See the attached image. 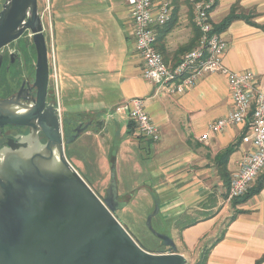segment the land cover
<instances>
[{
	"label": "crops",
	"instance_id": "obj_1",
	"mask_svg": "<svg viewBox=\"0 0 264 264\" xmlns=\"http://www.w3.org/2000/svg\"><path fill=\"white\" fill-rule=\"evenodd\" d=\"M160 2L153 0L155 6ZM233 5L253 13L254 25L236 20L220 33L228 43L224 63L233 71H251L264 93V0H218L211 12L214 27ZM39 8L49 47L51 85L62 118L92 122L87 131L100 135L118 124L130 137L142 138L134 132L128 111H117L125 102L141 99L159 127V142L139 144L147 170L139 192L149 195L153 209L159 206L152 224L177 229L180 216L206 213L210 209L203 204L212 199L215 216L182 231L185 253L181 254H190L195 264L203 248L212 246L207 264H264V180L262 190L246 202L235 204L229 195L223 197L225 177L236 175L252 151V145L243 141L250 119L209 133L208 140L201 141L209 126L233 109L227 79L205 74L181 95H170L159 84L147 82L128 0H39ZM169 23L172 28L165 36L159 38L162 29H158L155 47L172 65L196 47L193 5L173 0ZM232 146V154L222 164L220 155Z\"/></svg>",
	"mask_w": 264,
	"mask_h": 264
},
{
	"label": "water",
	"instance_id": "obj_2",
	"mask_svg": "<svg viewBox=\"0 0 264 264\" xmlns=\"http://www.w3.org/2000/svg\"><path fill=\"white\" fill-rule=\"evenodd\" d=\"M38 7L39 0H5L0 11V68L2 50L26 32L36 52L34 98L23 85L0 100V131L6 126L30 131L0 148V264H188L173 239L154 229L158 205L147 224L169 253L144 249L117 219L122 204L114 167L101 199L65 157V146L92 122L79 124L64 139L58 104L47 103L49 47Z\"/></svg>",
	"mask_w": 264,
	"mask_h": 264
},
{
	"label": "built area",
	"instance_id": "obj_3",
	"mask_svg": "<svg viewBox=\"0 0 264 264\" xmlns=\"http://www.w3.org/2000/svg\"><path fill=\"white\" fill-rule=\"evenodd\" d=\"M187 1L194 7V23L200 38L192 51L181 56L179 63L169 66L155 44L158 29L171 21L173 0H161L158 6L154 5L153 0H128L135 47L144 61L143 77L149 83L164 87L170 95L184 94L205 74H220L227 79L233 97V109L226 117L212 123L201 141H207L209 133L245 124L250 119V128L243 141L252 145V151L243 158L240 170L231 178L228 192L229 199L242 198L264 174V93L259 89L251 71L237 72L225 65L228 43L221 34L214 32L211 22V12L216 1ZM117 111H128L138 136L152 142L161 140L160 129L147 114L143 100L127 101Z\"/></svg>",
	"mask_w": 264,
	"mask_h": 264
},
{
	"label": "rangeland",
	"instance_id": "obj_4",
	"mask_svg": "<svg viewBox=\"0 0 264 264\" xmlns=\"http://www.w3.org/2000/svg\"><path fill=\"white\" fill-rule=\"evenodd\" d=\"M4 2L5 0H0V11ZM34 49L32 36L29 32H26L17 41L3 49L2 53H6L8 59L11 54H17L20 60L13 65L9 62L5 63L7 69L10 70V74L8 77L6 75L1 77V82L10 85V90L9 95L3 97L6 93L0 87V98L11 97L12 93L19 89L24 80L31 81V84H33L36 67V52ZM50 86L55 95L54 87ZM80 120H73V125L78 126L83 123ZM122 124L125 126V122ZM67 129L65 138L71 136L70 127ZM7 130L9 133V129ZM5 137L0 138V148L5 145ZM141 139L143 138H132L129 134H125L122 125L111 124L108 133L104 135L84 131L76 141L65 146V157L101 199L106 198L105 195H107L110 187L111 173L114 167L119 201L122 204V206L116 208L117 219L128 230L130 236L141 244L144 249L153 253H169V248L162 246L161 241L151 233L147 224L148 217L155 212L152 207V200L147 193L139 192V188L147 180V170L143 160L145 155L141 154L139 150L140 142L145 143L146 139ZM137 164H139V168H137ZM227 189L228 187L224 186V198H227ZM153 225L156 231L173 239L179 254L185 253L182 229L177 228L176 224L174 226L177 229L164 225ZM186 258L188 264H194L191 261L190 254Z\"/></svg>",
	"mask_w": 264,
	"mask_h": 264
},
{
	"label": "trees",
	"instance_id": "obj_5",
	"mask_svg": "<svg viewBox=\"0 0 264 264\" xmlns=\"http://www.w3.org/2000/svg\"><path fill=\"white\" fill-rule=\"evenodd\" d=\"M215 1L218 3V0H215ZM252 14L253 13H250V14L247 13V11L242 9L239 5H233L230 9L228 16L219 25L214 27V32L219 33V34L224 32L236 20H245L246 22L254 25V23L251 22V20L253 18ZM169 24L170 23H168L166 26L163 27L165 29L162 28V31L160 32L159 38H161L162 36H165L170 31L172 26H170ZM199 38H200V32L198 30L197 44H198ZM193 48H190L189 51H192ZM164 60L166 62L165 57H164ZM180 60H181V58H179V60L176 63L172 64L171 66H175L177 63H179ZM167 65H169V64L167 63ZM9 74H10V70L7 69L5 64H3L2 67L0 68V87L3 88V91L5 90V93H6L3 97L9 95L10 85L8 86V84L6 85V83H2L1 77H5V75H6V77H8ZM251 116H252V114L250 115V117ZM233 150H234V146L227 149L224 153H222L220 155V159H221L220 161H222V164H225L227 162V159L232 154ZM223 169L226 171L225 167H223ZM225 174L227 175V173H225ZM261 177L262 178L259 181V183L257 184V186L254 185L244 197L237 198V199L234 198L233 203L237 204V203L246 202L251 197L258 194L262 190V187H263L264 174H263V176L261 175ZM224 180L226 182L225 186L228 187V190H226L227 191L226 197H228L231 179L225 177ZM214 205H215V201L214 200L212 201V199H210V202L208 200L206 203L203 204L204 208H206L208 210L210 209L206 213H203V211H201V212L197 211L193 215L185 214L183 216H180L175 222L176 227L179 228L180 230L182 229V231H184L185 228L195 226L196 224H198L202 221L209 220L210 218H213L216 213L213 212L211 208H213ZM235 216L236 215L231 217L230 221L234 220ZM211 248H212V246L211 247H204L201 254H200L198 261L195 264H207V259H208V255L211 251ZM256 264H261V262L259 261Z\"/></svg>",
	"mask_w": 264,
	"mask_h": 264
},
{
	"label": "flooded vegetation",
	"instance_id": "obj_6",
	"mask_svg": "<svg viewBox=\"0 0 264 264\" xmlns=\"http://www.w3.org/2000/svg\"><path fill=\"white\" fill-rule=\"evenodd\" d=\"M7 47H5V48H7ZM2 54H3V63H2V65L5 64V63H8V62L13 65V64H15L16 61L20 60V57L17 54H15V57H14L15 61H14V63H12V55L13 54L10 55L9 59H8V55L6 53L3 52ZM23 85H24L23 92H25L29 97L31 96L32 98H34L36 92H35V90L32 89L31 81H28V80L22 81L19 89L16 90L15 93H12L11 97L14 96L17 92H19ZM50 85H51V82H50ZM50 85H49V94H48V97H47V103H50V102L51 103H56L57 99H56V96L54 95V93L51 91V89H50L51 86ZM11 97H9V98H11ZM1 99H7V98H0V100ZM61 120H62V123H63L64 139H66L65 138V133L68 130L67 128L70 127V131L69 132H71V135H73L74 134V130L77 127V125L76 126L73 125V122H72L73 120L72 119H66V118H62L61 117ZM7 129H9V133L7 132L8 131ZM29 132H30L29 128H27V127L6 126L5 128H3V130L1 129L0 138H3V137L6 136L5 137L6 138L5 144H6L7 140L9 138H15L17 136L27 135ZM40 139H41V142L43 144L46 143V141H47L46 137L42 133L40 134Z\"/></svg>",
	"mask_w": 264,
	"mask_h": 264
}]
</instances>
